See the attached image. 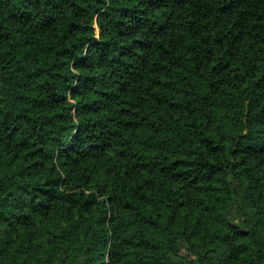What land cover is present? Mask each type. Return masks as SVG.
Masks as SVG:
<instances>
[{"label": "trees", "instance_id": "1", "mask_svg": "<svg viewBox=\"0 0 264 264\" xmlns=\"http://www.w3.org/2000/svg\"><path fill=\"white\" fill-rule=\"evenodd\" d=\"M0 264H264V0H0Z\"/></svg>", "mask_w": 264, "mask_h": 264}]
</instances>
